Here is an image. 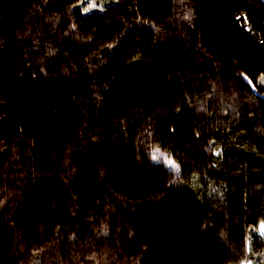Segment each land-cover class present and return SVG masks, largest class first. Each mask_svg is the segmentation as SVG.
<instances>
[{
  "label": "trees",
  "instance_id": "trees-1",
  "mask_svg": "<svg viewBox=\"0 0 264 264\" xmlns=\"http://www.w3.org/2000/svg\"><path fill=\"white\" fill-rule=\"evenodd\" d=\"M262 78L264 0H0V264H264Z\"/></svg>",
  "mask_w": 264,
  "mask_h": 264
},
{
  "label": "snow or ice",
  "instance_id": "snow-or-ice-1",
  "mask_svg": "<svg viewBox=\"0 0 264 264\" xmlns=\"http://www.w3.org/2000/svg\"><path fill=\"white\" fill-rule=\"evenodd\" d=\"M249 83H251V81H249ZM261 83H264V78L261 79ZM155 159V157H154ZM262 230H264V228H262Z\"/></svg>",
  "mask_w": 264,
  "mask_h": 264
}]
</instances>
